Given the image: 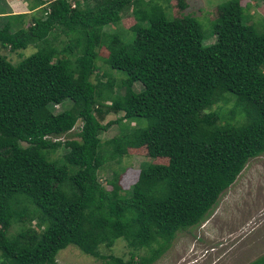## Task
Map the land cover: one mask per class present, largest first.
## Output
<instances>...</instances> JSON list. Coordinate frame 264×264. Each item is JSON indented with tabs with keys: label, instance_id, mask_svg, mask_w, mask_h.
I'll use <instances>...</instances> for the list:
<instances>
[{
	"label": "trees",
	"instance_id": "1",
	"mask_svg": "<svg viewBox=\"0 0 264 264\" xmlns=\"http://www.w3.org/2000/svg\"><path fill=\"white\" fill-rule=\"evenodd\" d=\"M36 8L40 16L23 27L26 14L0 6V51L35 48L15 64L0 54V264H55L69 245L101 264H151L178 232L205 220L248 160L264 157V108L251 109L264 94V21L256 31L239 1L228 0L205 44L195 18L177 27L142 0L28 4ZM128 8L140 46L103 32ZM54 31L69 35L59 51L49 41ZM96 61L122 77L121 95L111 94L110 79L90 81ZM230 101L226 114L212 110ZM245 110L246 121L230 123ZM107 114L121 116L101 124ZM122 120L143 124L126 134L125 148L144 147L165 163H147L128 191L113 173L106 190L90 151ZM77 121V139L60 141ZM59 148L66 162L49 157ZM122 155L102 159L118 164ZM117 238L129 249L126 260L99 254ZM248 264H264V254Z\"/></svg>",
	"mask_w": 264,
	"mask_h": 264
},
{
	"label": "rangeland",
	"instance_id": "2",
	"mask_svg": "<svg viewBox=\"0 0 264 264\" xmlns=\"http://www.w3.org/2000/svg\"><path fill=\"white\" fill-rule=\"evenodd\" d=\"M9 0H2L0 6L6 7ZM22 8L11 9L15 13L25 9L24 7L33 2V0H15ZM48 1V0H43ZM72 2L73 0H68ZM81 1V0H77ZM143 3L161 8L170 18L175 26L183 27L185 17L195 18L201 25L203 32L207 35L204 43L210 44L214 41L212 36H208L213 22L220 18L219 5L228 0H142ZM243 8V15L246 17V23L252 25L258 32L263 31L264 21V3L262 0H238ZM48 2H46L47 4ZM91 4V1H89ZM46 7V5H45ZM41 8H36L31 12H25L23 27L31 24L30 17L40 16ZM10 9L6 7V11ZM11 11V12H12ZM2 19V18H1ZM135 21L131 16V8L121 16V20L115 25H109L103 28V32L116 34L124 42L135 40L130 32V27ZM1 25V20H0ZM69 35L58 34L54 31L49 36L52 46L59 51L67 42ZM137 46H140L138 44ZM35 51L33 46H27L23 50L10 53L7 50H1L0 54L15 64L23 58L31 55ZM97 55L100 59L107 58V51L101 47L97 49ZM70 54L57 55V58L67 57ZM54 60V59H53ZM97 69L92 73L90 81L95 84L101 82L111 85V94L121 95L122 87L119 85L122 77L111 71L107 65L101 61H96ZM133 91L138 92L141 87L138 84L132 86ZM108 104V102H105ZM69 106L66 102L62 106L53 107L54 112H58ZM232 101L222 104L218 103L212 107V110L219 114H226L231 108ZM255 109L264 108V94L261 95L258 102L251 107ZM249 110H245L241 115L235 117V121L230 123H242L246 121ZM121 114H107L104 116L101 124L113 121L119 118ZM224 119L218 121L223 125ZM81 126L77 121L67 134L59 138L77 139L75 134ZM140 122H128L122 120L117 124L111 125L106 131L99 134L101 146L97 150L90 151V155L97 165L96 177L100 184L106 189L110 188L106 184L113 173L118 175V184L123 191H128L135 182L138 171L147 163L164 164L163 158H150L147 156V149L140 147L138 149L125 148L126 134L132 128L142 127ZM113 150L123 153L120 162L105 163L102 159L103 153H113ZM65 152L63 148L57 149L49 157L58 161H65ZM34 227L35 222H31ZM14 230V227L11 229ZM98 252L102 256H115L123 260L128 258L129 249L125 246L121 238L115 239L111 247L99 246ZM264 254V157H256L247 161L240 171L235 181L218 198L216 205L209 215L195 227L189 228L183 232H178L167 250L160 255L151 264H248L254 259ZM55 264H101L98 258L81 253L76 247L69 245L63 250L57 252L54 258Z\"/></svg>",
	"mask_w": 264,
	"mask_h": 264
},
{
	"label": "crops",
	"instance_id": "3",
	"mask_svg": "<svg viewBox=\"0 0 264 264\" xmlns=\"http://www.w3.org/2000/svg\"><path fill=\"white\" fill-rule=\"evenodd\" d=\"M6 7L10 9V12L8 11L9 13L5 12L7 14H13V15L14 14H26L25 12H31V11L28 10V5L24 7L25 9H21V11L18 12V13H15L14 11H12L11 9H14V8H17V7L22 8V5L21 4L19 5L15 0H9L7 5H6ZM0 20H1V24H2L3 20L1 18H0Z\"/></svg>",
	"mask_w": 264,
	"mask_h": 264
}]
</instances>
